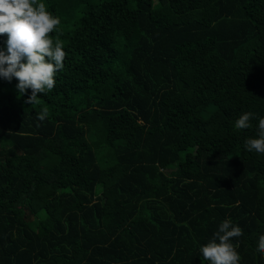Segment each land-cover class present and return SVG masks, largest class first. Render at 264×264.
Masks as SVG:
<instances>
[{"label":"trees","instance_id":"trees-1","mask_svg":"<svg viewBox=\"0 0 264 264\" xmlns=\"http://www.w3.org/2000/svg\"><path fill=\"white\" fill-rule=\"evenodd\" d=\"M42 2L67 55L38 104L0 78V264H208L225 219L264 264V0Z\"/></svg>","mask_w":264,"mask_h":264},{"label":"clouds","instance_id":"clouds-1","mask_svg":"<svg viewBox=\"0 0 264 264\" xmlns=\"http://www.w3.org/2000/svg\"><path fill=\"white\" fill-rule=\"evenodd\" d=\"M60 24V18L48 11L42 0H0V36H7L6 48H0V78L9 82L16 79L20 96L31 90L25 103L38 104V97L55 87L56 73L64 68V45L51 36ZM48 116L46 106L37 112L40 121ZM253 116L244 112L236 119L235 128H251ZM245 148L264 155V117L259 118L256 137L245 140ZM241 235L239 225L231 219L223 220L213 237L200 246L202 259L208 264H240L238 244L232 241ZM257 251L264 254V235L259 237Z\"/></svg>","mask_w":264,"mask_h":264}]
</instances>
